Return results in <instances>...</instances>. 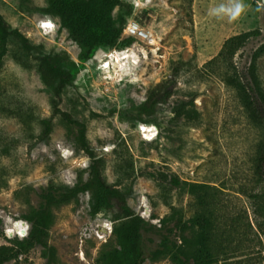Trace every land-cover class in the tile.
I'll list each match as a JSON object with an SVG mask.
<instances>
[{
    "label": "rangeland",
    "instance_id": "1",
    "mask_svg": "<svg viewBox=\"0 0 264 264\" xmlns=\"http://www.w3.org/2000/svg\"><path fill=\"white\" fill-rule=\"evenodd\" d=\"M225 2L0 0L20 33L0 68V247L15 253L4 264H104L118 252L127 261L97 171L147 222L143 264H178L176 253L198 232L199 195L215 196L224 225L236 215L246 224V213L255 223L243 191L261 185L253 172L264 124L249 116L241 87L253 83V67L264 92V5L243 0L235 21L210 14ZM133 22L150 37L130 33ZM256 31L233 58L221 55L231 37ZM168 79L170 95L147 107ZM172 176L187 184L172 186ZM85 183L51 206L45 241L55 261L44 245L22 247L48 195Z\"/></svg>",
    "mask_w": 264,
    "mask_h": 264
},
{
    "label": "trees",
    "instance_id": "2",
    "mask_svg": "<svg viewBox=\"0 0 264 264\" xmlns=\"http://www.w3.org/2000/svg\"><path fill=\"white\" fill-rule=\"evenodd\" d=\"M14 34H20L0 13V68L2 67L4 57L8 52L10 38ZM252 34L256 32H247L231 37L225 44L224 51L221 55L227 54L233 58L235 50L239 48ZM264 49V46L262 47ZM50 69L56 73L62 74V70L46 61ZM251 81L246 85L242 84V98L244 106L249 116L264 124V92L258 83L255 70L251 67ZM173 81L168 79L163 83L161 90L147 102V107H155L160 101H164L171 93ZM258 151V157L254 163V185L261 184L260 187H252V191L247 194L252 199V211L254 215V224L257 227L255 232L254 224L252 225L248 214L246 213V224L242 223L239 215L233 216L228 224L222 223V215L218 207V201L214 197L211 199L199 195L202 209L192 219V225L198 226V232L194 239L185 240V246L180 249L175 259L178 264H264V141ZM95 163H98L96 161ZM97 185L104 193V208L111 212L119 219L115 227L116 233L130 247V257L123 261L120 253H111L104 256V264H143L145 259V248L143 243L142 229L146 225V220L139 215L126 202L121 190L115 185L109 184L99 171H97ZM172 186L184 188L187 184L181 181L177 176L169 179ZM90 186L89 183L78 185L74 188H68L61 192H51L47 197L46 206L34 211L31 219V230L28 237L21 242L22 247L28 245L41 244L48 248L49 259L55 261L54 249L47 246L46 237L49 226L52 222L51 206L69 201L79 193L84 192ZM194 191L204 190L206 185H190ZM250 189V188H249ZM59 195V196H58ZM214 198V199H213ZM238 214V213H237ZM181 222V221H179ZM181 226H188L187 223ZM258 235V242L261 248L255 249L249 234ZM260 236V237H259ZM257 239V238H256ZM257 254V255H256ZM15 256L12 248L7 246L0 247V264H4Z\"/></svg>",
    "mask_w": 264,
    "mask_h": 264
},
{
    "label": "clouds",
    "instance_id": "3",
    "mask_svg": "<svg viewBox=\"0 0 264 264\" xmlns=\"http://www.w3.org/2000/svg\"><path fill=\"white\" fill-rule=\"evenodd\" d=\"M246 11V5L243 0H226L225 3L220 4L214 9L210 10L211 15L218 18L227 17L229 21L237 20L242 13Z\"/></svg>",
    "mask_w": 264,
    "mask_h": 264
},
{
    "label": "built area",
    "instance_id": "4",
    "mask_svg": "<svg viewBox=\"0 0 264 264\" xmlns=\"http://www.w3.org/2000/svg\"><path fill=\"white\" fill-rule=\"evenodd\" d=\"M128 30L133 35H137L138 37L142 39H148L150 37L148 32L141 29L140 26L134 22L129 24Z\"/></svg>",
    "mask_w": 264,
    "mask_h": 264
},
{
    "label": "bare ground",
    "instance_id": "5",
    "mask_svg": "<svg viewBox=\"0 0 264 264\" xmlns=\"http://www.w3.org/2000/svg\"><path fill=\"white\" fill-rule=\"evenodd\" d=\"M41 26H42V25H41ZM43 26H45V27H51L52 25H51L50 23L48 24V23L46 22V23H44ZM151 42H153V41H151ZM121 67H122V66H121ZM142 129L145 130V131H147L145 127H143Z\"/></svg>",
    "mask_w": 264,
    "mask_h": 264
},
{
    "label": "water",
    "instance_id": "6",
    "mask_svg": "<svg viewBox=\"0 0 264 264\" xmlns=\"http://www.w3.org/2000/svg\"><path fill=\"white\" fill-rule=\"evenodd\" d=\"M261 3L264 5V0H261Z\"/></svg>",
    "mask_w": 264,
    "mask_h": 264
}]
</instances>
